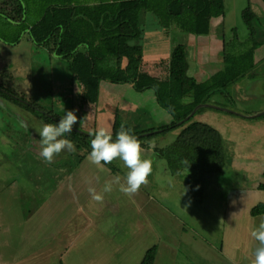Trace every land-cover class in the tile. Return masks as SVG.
I'll use <instances>...</instances> for the list:
<instances>
[{
	"label": "rangeland",
	"instance_id": "1",
	"mask_svg": "<svg viewBox=\"0 0 264 264\" xmlns=\"http://www.w3.org/2000/svg\"><path fill=\"white\" fill-rule=\"evenodd\" d=\"M19 1L25 9L21 19L16 7ZM47 1L0 0V83L9 86V90L21 94V97L26 99L21 98L22 102L19 104L0 95V197H3L4 191L12 181V185H17L20 189L23 204L30 206H25V210H33L34 206L38 207L43 203L52 186L58 185L54 180L57 178L60 181L66 176L65 170L69 169L66 166L71 164L72 156L78 153L77 149L75 152L64 150L56 155L50 164L39 156V143L28 134L31 130L37 131L46 122L38 116L31 118L33 110L23 107L30 106L29 102L60 115H64L68 110H74L76 115L94 112V126L92 128L89 119L91 127L87 125L85 133L95 129L97 123L98 128L104 127L111 131L116 112H120L122 119L124 116L127 118L126 120L124 117V120L132 130L168 125L172 121L167 110L157 102L154 90L139 92L130 83L103 81L99 105L84 106L80 103V86L74 87L76 81L69 60L57 56L47 46L33 43L25 30V27L39 20ZM74 1L95 4L103 0ZM225 4V16L212 20V27L222 25L220 31H211L208 35L188 34L175 23L166 33H160V29H154L157 25L155 23L159 22L158 17L152 12L142 11V23L146 29L144 56L148 58L144 57L143 70L155 76L166 74L172 49L167 40L168 36L173 45L183 43L187 46L189 73L200 81H205L222 68V58L219 55H222L224 50L221 48L227 46L228 51L235 52L236 48L238 51L241 47L240 51L243 52L251 47V30L243 19V9L249 1L225 0ZM255 4L256 2L251 3V8L257 14L253 25L256 32L254 40L258 42L261 41L258 37L264 33V17H261V7ZM259 4L263 6L260 1ZM221 19L223 24L219 23ZM148 34H157L158 37L149 39ZM17 38L20 41L13 43ZM200 44L202 48L197 50ZM218 46L221 49L219 51ZM152 55L155 57H151ZM256 60L258 65L252 77L241 79L240 83L237 82L229 88V93L214 95L211 99L210 104L234 113L223 109L205 108L200 109L193 118L194 122H203L217 129L222 134L225 148L228 150L226 166L220 172L213 173L206 182L202 203H196L188 194L187 168L183 174L173 175L167 170L166 160L157 156L154 150L145 153V157L151 161L152 172L147 185L142 187L151 192L153 204L163 210L162 218H158L155 211L149 213L153 225L159 224L162 231L153 236H158L165 242L172 236L169 245L171 243L174 252L168 255L162 250L158 264H223L219 258L224 264H229L226 245L231 248L230 243L239 245L241 240H246L245 236L232 232L233 239L229 242L224 239V247L220 249L221 236L215 237L210 245L206 242V237L211 236V232L214 237V233L219 230H213L214 223L208 213L217 204L224 203L227 199L232 203L238 200L249 203L252 200L255 204L264 202V190L257 188L258 183L263 180L264 170V43L256 50ZM10 96L19 99L15 94ZM65 97L72 102L66 103ZM24 120L29 124V132L23 128ZM75 125L76 128L80 127L78 122ZM180 131L181 129L177 128L156 135L148 143L154 142L157 146L167 147L173 143ZM30 137L34 141L32 144H36L35 147L28 146ZM113 162L117 165L118 172L127 171L119 159ZM28 195L30 198H27ZM52 218L57 219L54 216ZM256 226L253 224L248 230L251 231ZM229 235L227 232V237ZM249 242L250 250L254 251L253 246L256 247L257 242ZM143 251L142 249L139 259L132 258L130 264H141ZM163 259L166 262L162 261Z\"/></svg>",
	"mask_w": 264,
	"mask_h": 264
},
{
	"label": "trees",
	"instance_id": "2",
	"mask_svg": "<svg viewBox=\"0 0 264 264\" xmlns=\"http://www.w3.org/2000/svg\"><path fill=\"white\" fill-rule=\"evenodd\" d=\"M16 7L21 15L19 18H22L25 11L22 3H17ZM142 11L155 14L164 27H171L175 23L188 34L208 35L212 20L225 14V0H103L95 4L48 0L39 20L25 27V30L33 43L47 46L57 56L69 60L74 78L80 86V103L84 106L99 105L103 81L130 83L139 92L154 90L157 102L167 110L172 121L168 125L132 130V133L142 147L148 149V141L156 135L181 129L173 143L167 147L156 145L154 152L166 160L173 175L183 174L187 170L184 162L189 163L188 194L196 203H202L206 182L213 173L220 172L226 166L228 150L217 129L193 121L200 109L210 107H201L194 116L187 118L197 106L211 103L214 95L229 93L232 85L254 75L257 65L255 53L261 44L254 40L256 32L253 23L257 15L251 6L243 11L253 45L243 52H230L226 46L223 69L200 81L189 73L187 46L183 43L172 46L165 75L155 76L143 70L145 27ZM261 36L258 39L263 40ZM15 40L13 43L20 41L19 38ZM9 89V86L0 83L1 96L19 104L21 98L26 100ZM11 93L19 99L11 97ZM29 103L30 106L23 107L33 110L46 123H58L62 116ZM35 107L39 109L35 110ZM124 117L122 119L120 112H116L110 131L113 139L121 124L130 128ZM65 138L70 139L79 151L72 156L71 164L66 166L72 170L89 155L92 137L73 129ZM105 165L115 172L119 170L114 162ZM262 175L263 180L257 185L259 190H264V170ZM251 214L263 215L264 202L257 203L251 209ZM156 254L157 248L154 246L147 251L142 264H154Z\"/></svg>",
	"mask_w": 264,
	"mask_h": 264
},
{
	"label": "crops",
	"instance_id": "3",
	"mask_svg": "<svg viewBox=\"0 0 264 264\" xmlns=\"http://www.w3.org/2000/svg\"><path fill=\"white\" fill-rule=\"evenodd\" d=\"M248 1L247 7L256 2L255 6L261 7V17H264V1ZM259 1L263 3V6L259 4ZM219 21L223 24L222 19ZM155 24L157 25L154 29H160V33H166L167 29H170V27L162 26L160 21ZM221 26V24H217L211 28V31L217 30L218 32ZM261 35L263 40L260 41L261 44L258 47L264 43V33ZM148 36L149 39L158 37L157 34H148ZM170 39L168 36L169 45L173 46ZM199 48H202L201 44L197 50ZM217 49L218 51L225 50V47L220 49L218 46ZM236 49L235 52H239L241 47L238 51ZM144 57L147 58L146 55ZM219 57L222 58L221 69H223L224 51ZM221 69L219 68V70ZM77 86L79 87L76 81L74 87ZM238 87L241 88L240 85ZM69 101L72 102L68 97H65V102ZM32 113L31 118H37V116L41 118L36 113ZM77 117L80 130L84 131L87 125L90 126V120L93 128L94 112L78 113ZM17 124L21 126L19 122ZM22 125L24 130L28 132L31 130L27 121L24 120ZM28 135H32L31 137L37 140V144L40 142L37 131L31 130ZM31 137L28 138V146L35 147L36 144H32L34 141ZM88 157L89 155L80 161L74 169H66V176H63L60 181L56 178L54 183H58V185L56 187L53 185L52 189L48 191V197L42 204L40 203V206H34L36 209L33 208V210L24 209L25 206H30L23 204L20 189L17 185H12V181L10 182L3 197H0V245L2 242L0 264H47L48 262H52V264H130L132 258L139 259V254L143 249L142 264L145 254L154 246L157 248L154 264H158V257L162 250H164V254L174 253L171 243L169 245L172 236L166 242L158 236H153L158 232L162 233V231L159 224L153 225V219L150 220L149 213L152 214L155 211L158 218H162L163 210L153 204L151 192L141 187L137 194L128 196L119 190L117 184H113L112 191L103 192L106 181H112L114 177L120 176L121 182H123L126 172L121 170L115 172L107 165L96 166L89 161ZM37 180L39 181L40 178L38 177ZM89 182L97 192L103 194L102 202L91 199L87 190ZM29 195L27 198H30ZM253 204L255 202L252 200L250 203L239 200L232 203L230 199H227L208 212L211 215L210 220L214 223L215 229L213 230L219 229L214 233V237L213 232H211V236L206 237L207 241H205L209 245L212 244L215 237L221 236L220 249H223V240L227 239V242L232 240V232L235 234L238 232L243 237L245 236L246 240H236L240 241L239 245L230 243L231 248L226 245L229 264H250L254 258V251L249 247V240L256 243L251 236V231L254 228L251 231L248 229L253 224L258 226L264 215L252 216L251 209L256 205ZM52 216L57 219L53 220ZM227 232L230 234L228 237ZM253 247L255 248V246ZM162 261L166 262L164 259ZM219 261L224 264L220 258Z\"/></svg>",
	"mask_w": 264,
	"mask_h": 264
},
{
	"label": "clouds",
	"instance_id": "4",
	"mask_svg": "<svg viewBox=\"0 0 264 264\" xmlns=\"http://www.w3.org/2000/svg\"><path fill=\"white\" fill-rule=\"evenodd\" d=\"M77 122L78 117L75 111L68 110L60 117L58 123H44L37 129L40 137L39 156L46 163H52L54 157L64 150L76 151L75 144L65 136L72 133L73 126ZM88 135L92 137L91 151L88 157L92 164L103 167V165L111 164L114 160L119 159L122 161L123 167L127 169L123 182H121L120 176H116L112 181L105 182L103 192L112 191L113 184H117L119 190L125 195L134 196L142 186L147 185L148 177L152 172V164L150 159L145 157V153L155 149L154 142L149 143L148 149L143 148L141 142L132 133V129L126 128L124 124H121L115 139H113L112 133L104 127L89 130ZM161 146L163 147V145ZM184 163L189 171V163L186 161ZM87 190L92 200L103 201V194L97 192L90 182ZM251 236L257 244L253 253L254 258L250 264H264V218H261L258 226L251 231Z\"/></svg>",
	"mask_w": 264,
	"mask_h": 264
},
{
	"label": "water",
	"instance_id": "5",
	"mask_svg": "<svg viewBox=\"0 0 264 264\" xmlns=\"http://www.w3.org/2000/svg\"><path fill=\"white\" fill-rule=\"evenodd\" d=\"M201 107H210V108H214V109H223V110H227V111H229V112L234 113L233 111L228 110V109H226V108L219 107L218 105H214V104L206 103V104H201V105L197 106V107L195 108V110L190 114V116H188L187 120H188L189 118H191L192 116H194V114L197 112V110H198L199 108H201ZM261 114H262V113H261ZM261 114H258V115H261ZM258 115H256V116H258ZM250 117H255V116H250ZM73 129H75V130H77V131H79V132H81V133H85L84 131H82V130H80V129L74 127V126H73Z\"/></svg>",
	"mask_w": 264,
	"mask_h": 264
}]
</instances>
